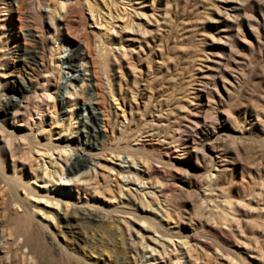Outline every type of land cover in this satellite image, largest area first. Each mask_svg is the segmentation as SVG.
<instances>
[{
    "label": "rangeland",
    "instance_id": "rangeland-1",
    "mask_svg": "<svg viewBox=\"0 0 264 264\" xmlns=\"http://www.w3.org/2000/svg\"><path fill=\"white\" fill-rule=\"evenodd\" d=\"M88 4L97 24L92 23ZM144 5L156 41L149 42L148 47L144 45V51L134 56L130 64L123 63L121 69L99 52L100 42L94 35L107 37L105 31L111 28L109 33L118 32L121 39L112 42L113 48L123 43L133 52L139 49L143 44L139 32L125 33L127 25L135 26L142 19L136 16L140 9L135 0H83L85 7L74 9L69 17L72 36L82 27L93 31L87 41L77 40L61 47L59 80L57 87H52L58 118L62 120L69 107L68 92L77 89L75 77L87 74L83 96L90 100L76 106L79 115L74 139L79 142L78 155L88 158L89 166H94L96 155L100 154L102 160L104 154L109 156L112 146L118 151H133L138 159L155 165L151 176L164 184L160 200L170 217L164 218L169 225L160 231L163 239L174 235L175 241L182 237L194 245L198 239H206L230 257L241 256L245 262L264 264V0H147ZM40 10L46 21L50 8L41 5ZM2 23L6 27L0 26V59L5 58L1 68L5 76L0 71V78L5 95L0 102L21 101L24 105L34 100L30 87L47 63L42 42L35 37L43 31V25L27 3L19 6L16 0H0ZM3 30L11 34L8 41ZM75 49H87L88 53L86 65L80 59L73 70L66 58ZM106 78L115 91L112 101L106 94ZM121 80L124 95L117 92ZM129 91L136 92V101H131ZM131 102L139 106L133 109V119ZM91 109L100 117L96 126L90 121ZM30 111L37 118L34 107ZM0 116L7 127L14 121L13 110L6 111L1 103ZM114 119L131 126L130 136L113 130ZM83 120L88 127L80 124ZM16 123L23 126L25 121L18 118ZM223 125L233 128L225 129ZM152 132L154 136H148ZM66 136L68 132L61 135L64 143ZM114 138H119L115 145ZM142 140L145 141L141 145ZM83 148L95 155L94 160ZM12 154L18 163L16 172L20 173L19 164H25V146L15 142L12 152H6L8 168ZM71 155L70 161L77 153ZM138 169L149 172L145 165ZM210 173L219 175L212 186L207 184ZM108 174L104 169L100 180L107 179ZM3 185L0 182V264H25L27 259L21 249L9 244L12 238L8 217L14 209L11 193L4 191ZM202 193L207 195L201 196ZM83 199L80 195V202ZM221 204H236L235 211H231L236 219L231 228L220 218ZM84 208L92 213H87L85 219L78 208L76 216L59 220L58 240L69 248L81 246L76 253L84 250L88 258L89 253L98 258L99 264H114L115 259L122 260L124 256L130 259L133 253L124 254L114 224L98 220L93 209ZM207 209L213 215H208ZM58 210L62 216L64 204ZM106 215L113 219L125 216L123 212ZM38 231L46 250L41 257L45 263L40 259V264H82L58 249L47 232ZM19 239L22 242V237ZM91 242L96 249L88 251ZM196 248L200 250L199 245ZM205 253H193V257H199L196 263L232 264L226 261V255L223 258ZM154 255L158 259L150 260V264H172L169 254ZM175 255L178 252L172 251L170 258Z\"/></svg>",
    "mask_w": 264,
    "mask_h": 264
},
{
    "label": "bare ground",
    "instance_id": "bare-ground-1",
    "mask_svg": "<svg viewBox=\"0 0 264 264\" xmlns=\"http://www.w3.org/2000/svg\"><path fill=\"white\" fill-rule=\"evenodd\" d=\"M146 1L135 0L140 9V11L137 10L136 16H141L142 19L137 21L135 26L127 25L125 27L126 35H132L136 31L141 35L143 44H140L139 49L133 52L127 49L123 43H119L117 48H113L112 42L114 40L121 42V39L118 32L116 34L109 33L111 28L105 31L107 37L94 35V38L101 44H99V52L102 55L109 56L120 69L123 63L130 64L134 56H139L144 51V45L148 47L149 42L156 41L150 15L144 7ZM16 2L19 6H23L24 2L27 3L30 11L41 21L43 31L35 37L42 42L41 47L45 49L43 57L47 60V63L44 64L45 69L39 71L37 81L30 87L31 94L35 95L34 100H29L24 105L21 101L0 102L6 111L13 110L14 119L7 127L6 121L0 116V182L4 184L2 187L4 191L11 193V206L14 209L13 215L8 217L9 233L12 238L9 244L16 250L21 249L19 251L23 254V258L27 259L25 264H40L41 257L46 253L40 242L38 229L47 232L53 244L67 254L68 258L82 264H99L98 258H92L90 253L88 258L84 250L81 254H77L76 251L80 250L81 246L79 249L77 247L69 248L65 243L58 240L57 236L60 219L76 216L78 208L81 209L82 218L84 219L87 213L92 214L84 208L85 206L97 213L95 217L98 220L105 219L107 223L114 224L124 254L126 255L128 251L133 253L130 259L125 256L122 257V260L120 258L115 259L114 264H150V260L155 261L158 259L154 253L169 254V261L172 264H198L196 262L199 257H193V253L204 255L205 252H208L207 255L210 253V255L216 257L219 254L224 258L223 255L226 254L222 252L223 250L219 246L214 248L215 245L212 242L209 243L206 239H198L199 241L195 242L196 245L182 237L175 241L174 235L163 239L160 231L169 225V221H164V218L168 219L170 214L160 200L164 184L161 179L152 178L151 176L156 169L154 164L148 160L138 159L133 151H118L113 146L109 148V156L104 154L105 157L102 160L100 154L99 156L96 155L98 157L96 160L97 165L94 166H89L88 158L78 155L79 142L74 139L79 115L76 106L80 101L84 103L90 100L89 97L84 98L83 96L87 86V74L75 77L77 89L74 92L72 90L68 92L69 107L65 110L62 120L58 118L52 87H57L59 80L61 47L72 45L77 40L84 39L87 41L91 31H93L91 28L82 27L76 31V36H72L69 31V17L76 7H85L82 6L83 0H16ZM41 5L50 8L46 21L43 20V13L40 10ZM88 10L91 14L93 13L90 4H88ZM154 22L158 24L159 20L155 18ZM92 23L97 24L93 14ZM60 25H62V29H59ZM0 26L2 29L6 27L3 23ZM3 31L8 41L11 34H8L5 30ZM95 31L98 32L99 30L95 29ZM107 42H109L108 48L105 45ZM55 43L57 48H54ZM86 50L75 49L73 54L67 56L66 63L68 67L74 70L80 59L83 61L82 65L85 66L88 53ZM4 59H0L1 76L5 74L1 69ZM104 80L106 82V94L112 101L115 97V91L108 79ZM122 81L118 82L117 86V92L120 95H124L125 92L122 88ZM1 87L0 78V101L2 100L1 97L5 95L1 91ZM129 92L132 94L131 101H136L135 96L137 94H134L136 92ZM5 99L6 97L3 98V100ZM31 106L34 107L37 118H33L34 115L30 111ZM129 108L133 119V109H137L139 106L137 103L132 104L131 102ZM90 113V121L96 126L100 117L92 109ZM101 113L104 112L101 110ZM18 118L24 119L23 126L17 125L16 119ZM227 118L231 119L230 117ZM102 123L105 127L103 120ZM80 124L83 127H88L84 120ZM112 124L113 130L115 128L120 134L126 132L125 137L130 136V125L123 122L118 123L117 119H114ZM119 124L120 128H117ZM46 126H48L47 129H45ZM223 126H225V129L233 128L230 125ZM63 132H68V136H66L67 143H64V137H61ZM149 135L154 136V132ZM117 139L119 138L112 139L114 140L112 143L114 144ZM157 139L160 141V138ZM142 141L141 145L145 140ZM15 142L19 146H25L26 150L25 164H19L20 173L16 172L18 163L13 154L11 156V166L9 168L7 166L6 152H12ZM91 145V147L97 148V145ZM83 150L87 151L89 149L83 148ZM71 152L77 153V155L70 161ZM89 152L90 159H93L95 155L90 150ZM159 162L161 163V161ZM143 165L148 167L149 172L146 169H138L139 166ZM104 169L108 170L110 174H108L107 179L100 180L99 177ZM209 176L211 178L207 181L208 186L216 184L219 179L218 173H210ZM90 185H92V188H90ZM107 191H111L112 194L107 195ZM203 193L201 196L207 195ZM60 194H65V197ZM80 195L84 198L82 202H80ZM62 204H64L65 212L62 216H59L58 209ZM221 205L223 209L218 211L220 218L224 221L225 226L231 228L233 221L236 220L235 214L231 211H235L234 206L236 204ZM207 211L208 215L214 213L211 209H207ZM110 212H123L125 216L113 219L111 216L106 215ZM21 237L22 242L19 239ZM205 237L209 236L205 235ZM197 245H199L200 250L196 248ZM95 246L92 243L88 251L95 250ZM169 248H171L170 252L168 251ZM172 251L178 252L179 255H175L176 258H170ZM226 256V261L230 260L232 264H252L251 262H245V259L241 256H235L237 258ZM42 261L44 260L42 259Z\"/></svg>",
    "mask_w": 264,
    "mask_h": 264
}]
</instances>
